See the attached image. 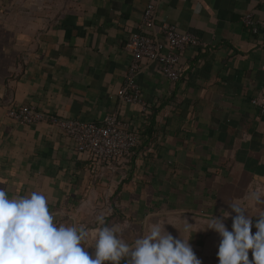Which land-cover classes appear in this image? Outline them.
<instances>
[{
    "label": "crops",
    "instance_id": "0c3cea01",
    "mask_svg": "<svg viewBox=\"0 0 264 264\" xmlns=\"http://www.w3.org/2000/svg\"><path fill=\"white\" fill-rule=\"evenodd\" d=\"M150 2L160 40L159 25L168 23L200 44L183 50L177 81L155 61L141 62L135 79L144 108L118 92L132 56L127 44ZM246 13L256 34L241 22ZM263 64L262 0H0V188L43 192L58 223L103 214L129 243L154 219L187 237V219L198 258L218 264L220 237L202 230L205 221L230 211L224 201L264 192V112L251 103L264 95ZM21 105L86 122L115 115L136 133L137 147L95 165L57 126L11 120L7 112ZM260 212L264 203L250 208Z\"/></svg>",
    "mask_w": 264,
    "mask_h": 264
},
{
    "label": "clouds",
    "instance_id": "9594fccd",
    "mask_svg": "<svg viewBox=\"0 0 264 264\" xmlns=\"http://www.w3.org/2000/svg\"><path fill=\"white\" fill-rule=\"evenodd\" d=\"M224 202L230 211L221 209L220 216L212 215L202 229L220 237L218 264H264V212L250 214V208L264 203V192ZM95 219V230L84 223H58L43 192L10 195L0 188V264H203L190 243L194 225L187 219L183 218L187 237L179 229V237H174L166 221L154 219L131 243L121 237L120 226L106 223L103 214Z\"/></svg>",
    "mask_w": 264,
    "mask_h": 264
},
{
    "label": "built area",
    "instance_id": "2783aa9c",
    "mask_svg": "<svg viewBox=\"0 0 264 264\" xmlns=\"http://www.w3.org/2000/svg\"><path fill=\"white\" fill-rule=\"evenodd\" d=\"M264 2V0H262ZM155 6L148 3L143 12L139 30L133 32L127 44L132 53L131 61L127 66L124 83L118 92V97L125 103L140 104L145 108V103L140 97V86L135 77L143 60L155 61L160 73L171 81L181 77L179 65L180 57L187 46L200 44L198 37L190 32H180L174 25L161 23L159 25L160 40L152 33L155 27ZM242 24L252 34L258 32L257 22L251 13L241 17ZM264 69V64L262 66ZM251 103L264 112V95L259 94L251 99ZM8 117L16 123L34 124L39 122L50 123L57 126L72 140L77 153L86 154L92 163L112 165L134 153L138 137L131 131L126 123L117 119L115 115H107L99 122H86L73 119L59 118L39 111L33 105H21L19 108L7 112Z\"/></svg>",
    "mask_w": 264,
    "mask_h": 264
},
{
    "label": "rangeland",
    "instance_id": "374dc122",
    "mask_svg": "<svg viewBox=\"0 0 264 264\" xmlns=\"http://www.w3.org/2000/svg\"><path fill=\"white\" fill-rule=\"evenodd\" d=\"M108 212H109V211H107V213H108ZM95 218H96V217H92V219H89V220H88L89 222H87L86 219H83V218H77V224H79V223H84V224H85V222H86V226L89 228V230H95V229L98 227ZM106 223L109 225V222H106ZM85 246H87V243L85 244ZM89 251L92 252V251H94V249H91V248H90Z\"/></svg>",
    "mask_w": 264,
    "mask_h": 264
}]
</instances>
